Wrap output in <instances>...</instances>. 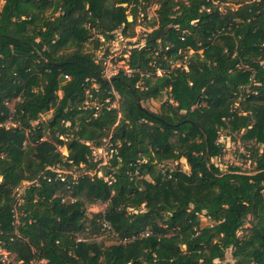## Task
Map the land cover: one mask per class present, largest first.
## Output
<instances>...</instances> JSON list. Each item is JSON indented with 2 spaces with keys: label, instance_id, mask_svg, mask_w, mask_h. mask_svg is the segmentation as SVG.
<instances>
[{
  "label": "trees",
  "instance_id": "trees-1",
  "mask_svg": "<svg viewBox=\"0 0 264 264\" xmlns=\"http://www.w3.org/2000/svg\"><path fill=\"white\" fill-rule=\"evenodd\" d=\"M1 1L0 248L25 264H264V0ZM153 5L132 74L108 82L95 52ZM164 93L159 114L143 106ZM222 132L242 133L252 170L212 162ZM104 140L111 185L86 174ZM104 221L110 245L88 238Z\"/></svg>",
  "mask_w": 264,
  "mask_h": 264
},
{
  "label": "rangeland",
  "instance_id": "rangeland-1",
  "mask_svg": "<svg viewBox=\"0 0 264 264\" xmlns=\"http://www.w3.org/2000/svg\"><path fill=\"white\" fill-rule=\"evenodd\" d=\"M3 5V1L0 0V9L2 8ZM156 5H153L151 7H149L147 10L145 11H140V13H138L137 15V22L136 25L134 27L133 30L129 31L127 34H129L131 37H127L123 34V27L121 29H119L115 34V40L114 41H108V42H104V40H102L103 46H101V49L97 52H95L96 54V58H102V56L104 55V53L106 52V50L108 49L109 53H115L116 55H118V62L115 63L118 68H126V58L127 53L129 52L130 49L133 48V46L136 47H141L144 44V38L146 36V34L148 32H150L152 30L153 27V22H154V17H155V10H156ZM130 14V12H127ZM128 20L132 21L133 18L132 16H128ZM93 48V45H87V49H91ZM192 53V51L190 52ZM113 72H115L114 70H112ZM119 70H116V72ZM163 72L162 71H158L157 75L158 76H162ZM93 87H97V85L95 84ZM119 99V97H117ZM118 99H116L118 101ZM169 99V96L167 94H163V96L159 97L156 100L150 101L145 103L143 106L148 108L150 111L154 112V113H160L163 104L165 103L166 100ZM15 101H13L12 103L9 104L10 109L12 110L14 107ZM116 101L113 103V105H116ZM238 105V104H237ZM54 113V110L50 111L49 113H45L42 116V121H46L49 118L52 117ZM241 134H234L233 137H229L226 135V132H222L221 136H220V142L223 144V146L225 147V153L222 157L219 158H214L212 159V162L214 164H216L217 166H219V168L224 172L227 173L229 171V168L231 166H240L243 170L245 171H249L253 169L252 166V161L250 159V153L246 150L245 147V143H243V141L240 138ZM107 140L103 141V144H105ZM95 148V147H94ZM97 149V148H95ZM60 151L62 152L63 155H68V151L65 147H60ZM242 155H244L245 157H247L246 159L242 158ZM109 160L110 157H108V163L109 164ZM105 165L100 166V170L98 171L100 173V175H102V177L104 178H108L111 175H106L107 170L104 169ZM168 166L170 168H175L176 166H178V163H168ZM179 166L186 172H190V167L188 166L186 160L182 159L181 162H179ZM82 169L81 170H79ZM73 167L70 170H66V169H62L59 171H63L65 174H74V176H78L82 173H85L83 171L84 165H81V167ZM1 182V179H0ZM107 205L104 203H98L96 205H90L87 204L86 206V213L88 215V218L92 219V216L96 213H100V212H104L106 209ZM199 220H200V227H206V226H210L211 222L209 220V218L205 215V214H201L199 216ZM250 227L249 224H247L244 227V232H246L247 228ZM243 232H241L242 234ZM86 236H89V234H86ZM113 233L111 230L108 229H104L103 227L101 228V230L99 231V233H95L92 236H89L88 238L93 241H97V242H103L107 245H110L114 242H117L116 240L113 239ZM84 236H81V239H83ZM217 264H234V260L232 258V252L229 250L226 254V259L223 262L220 261H216Z\"/></svg>",
  "mask_w": 264,
  "mask_h": 264
},
{
  "label": "built area",
  "instance_id": "built-area-1",
  "mask_svg": "<svg viewBox=\"0 0 264 264\" xmlns=\"http://www.w3.org/2000/svg\"><path fill=\"white\" fill-rule=\"evenodd\" d=\"M136 47V46H133ZM131 50V49H130ZM128 56V53H127ZM118 55H116L115 53H110L109 56H107L106 58H99L97 59V61L99 60H104L103 61V76L105 78V80H107L108 82H111L113 80L114 77H116L120 71L123 69L127 72L128 75L132 74L131 70H128V68H118V66L115 64L118 62ZM112 70H114L115 72H113ZM116 70H119L116 72ZM68 79V77H66ZM95 84H93L92 86H94ZM95 88V87H94ZM114 95L116 97V99H118L117 97L118 94L116 92H114ZM117 103V101H116ZM116 105H112V107H116ZM115 153V149L113 147V144L107 140L105 142V144L100 147V148H92V158L94 162H100V166L102 165H107L108 163V157H112L113 154ZM52 170H54L57 173V179H61L62 181H65V173L63 171H59L61 170L59 167H57L56 169L51 168ZM86 174L90 175V176H95L97 175L98 177H102V175H100L99 172L97 171H91V172H87ZM105 181L111 185L113 183L114 177L113 176H109L108 178H104ZM102 226L104 229H110V225L107 222H102ZM148 235V234H147ZM0 264H25L23 261L19 260L17 261L15 258V255L12 254L10 251L4 249V248H0Z\"/></svg>",
  "mask_w": 264,
  "mask_h": 264
},
{
  "label": "water",
  "instance_id": "water-1",
  "mask_svg": "<svg viewBox=\"0 0 264 264\" xmlns=\"http://www.w3.org/2000/svg\"><path fill=\"white\" fill-rule=\"evenodd\" d=\"M137 102H138V104L140 105V102H139V100L137 99Z\"/></svg>",
  "mask_w": 264,
  "mask_h": 264
}]
</instances>
